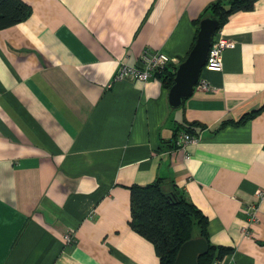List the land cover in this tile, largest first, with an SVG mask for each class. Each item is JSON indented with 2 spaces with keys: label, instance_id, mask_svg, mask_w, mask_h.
Here are the masks:
<instances>
[{
  "label": "crops",
  "instance_id": "obj_1",
  "mask_svg": "<svg viewBox=\"0 0 264 264\" xmlns=\"http://www.w3.org/2000/svg\"><path fill=\"white\" fill-rule=\"evenodd\" d=\"M22 1L30 16L0 29V264H159L128 223L129 186L157 178L231 248L218 264H264V0L218 30L222 70L177 108L158 76H113L145 51L177 66L215 0Z\"/></svg>",
  "mask_w": 264,
  "mask_h": 264
},
{
  "label": "trees",
  "instance_id": "obj_2",
  "mask_svg": "<svg viewBox=\"0 0 264 264\" xmlns=\"http://www.w3.org/2000/svg\"><path fill=\"white\" fill-rule=\"evenodd\" d=\"M255 2L256 0H215L206 7L197 25L202 18L215 16L219 20L216 34L233 14L252 10ZM30 14L31 7L22 0H0V29L22 22ZM176 68L177 66H173L170 69L166 65L154 72L153 76H158L162 86L168 90L173 84ZM255 114L256 111H252L237 121L227 120L223 124H241ZM188 132L191 133L192 130L189 128ZM129 190L128 223L134 231L153 244L159 264H173L181 244L193 237L204 238L208 247L205 254L199 255L198 264L220 262L230 253L231 248L211 243L207 217L172 180L157 178L146 185L133 184L129 186Z\"/></svg>",
  "mask_w": 264,
  "mask_h": 264
},
{
  "label": "water",
  "instance_id": "obj_3",
  "mask_svg": "<svg viewBox=\"0 0 264 264\" xmlns=\"http://www.w3.org/2000/svg\"><path fill=\"white\" fill-rule=\"evenodd\" d=\"M219 26L215 16L200 20L193 46L186 57L177 65L173 84L168 89L167 99L172 108L180 107L194 90L205 64L212 37ZM208 250L207 242L202 237H193L181 244L173 264H198L199 255Z\"/></svg>",
  "mask_w": 264,
  "mask_h": 264
},
{
  "label": "built area",
  "instance_id": "obj_4",
  "mask_svg": "<svg viewBox=\"0 0 264 264\" xmlns=\"http://www.w3.org/2000/svg\"><path fill=\"white\" fill-rule=\"evenodd\" d=\"M229 45L228 39L223 35L222 31H218L212 37L211 44L208 50L207 58L204 64V68L210 71H220L222 70V56L223 51ZM152 54L149 56L148 60L151 62L150 69L154 72L161 70L164 66L168 64L171 57L166 53L161 51H151ZM150 74L148 72H141L132 67V65L120 64L117 71L113 76V81H119L125 78H131L133 80L147 81ZM195 86L200 88H207L208 83L205 79L199 78ZM198 140V137L188 134L180 133L175 137L174 143L177 147L184 149V147L189 143H194ZM260 199L264 198V189H259L256 193ZM248 213V221L250 223L257 220L255 206H251L246 209ZM67 241H70L69 237L66 236ZM214 264H218L215 262ZM233 264V263H230Z\"/></svg>",
  "mask_w": 264,
  "mask_h": 264
},
{
  "label": "bare ground",
  "instance_id": "obj_5",
  "mask_svg": "<svg viewBox=\"0 0 264 264\" xmlns=\"http://www.w3.org/2000/svg\"><path fill=\"white\" fill-rule=\"evenodd\" d=\"M152 54V52H148V51H145L140 59H139V62H138V65L136 66H132L134 69L138 70V71H141V72H148L150 74V76L148 77V79L152 78L153 77V74H154V71L150 69V66H151V62L148 60L149 56ZM204 68V66H203ZM202 68V69H203ZM209 88V85L207 88H202V89H205L207 90ZM194 91V90H193ZM183 103V102H182Z\"/></svg>",
  "mask_w": 264,
  "mask_h": 264
}]
</instances>
